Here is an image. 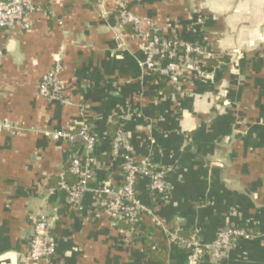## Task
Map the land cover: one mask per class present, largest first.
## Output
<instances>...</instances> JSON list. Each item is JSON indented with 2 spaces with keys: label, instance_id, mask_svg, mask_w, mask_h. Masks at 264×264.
Wrapping results in <instances>:
<instances>
[{
  "label": "crops",
  "instance_id": "1",
  "mask_svg": "<svg viewBox=\"0 0 264 264\" xmlns=\"http://www.w3.org/2000/svg\"><path fill=\"white\" fill-rule=\"evenodd\" d=\"M28 30H0V264H26L33 218L46 217L56 240L47 262L34 264H192L172 233H197L211 243L226 227L238 238L220 264H264V0H34ZM122 3L162 35L199 44L216 64L192 75L184 90L140 65L146 59ZM125 46L119 49L118 36ZM60 60L71 105L39 93L42 76ZM83 108V109H82ZM86 114L97 137L98 165L89 188L123 183L119 125L138 161L167 170L166 191L140 196L153 213L133 225L153 238L162 259L151 260L88 190L75 204L62 180L83 146L52 133ZM186 237V236H185ZM188 237V236H187ZM198 264H216L202 259Z\"/></svg>",
  "mask_w": 264,
  "mask_h": 264
},
{
  "label": "built area",
  "instance_id": "2",
  "mask_svg": "<svg viewBox=\"0 0 264 264\" xmlns=\"http://www.w3.org/2000/svg\"><path fill=\"white\" fill-rule=\"evenodd\" d=\"M38 9L39 6L34 0H0V30L30 29L32 26L31 16ZM120 18L122 23L133 25L135 35L142 41L146 59L140 62V65L149 71L158 73L160 77L173 84L174 96L184 90L188 78H191L193 74L199 78L205 76L211 54L199 44L182 42L177 38L164 36L160 33L159 28L151 24L145 28L144 26L149 21L128 10L123 3ZM117 45L119 49L125 46L120 35L117 39ZM3 56L4 50L0 46V59ZM62 70V62L57 60L53 67L42 76L39 83V93L43 97L71 105V99L63 93ZM81 115L78 130L75 131L74 127H71L52 133L54 139H64L69 142L80 137L83 140L84 148L83 156L73 154L68 160V171L75 177L76 181L71 184L62 180L54 191L59 189L65 191L68 202L75 204L82 199L88 190H91L96 203L109 212L115 221L127 220L134 224L142 216L152 214V208L140 196L139 179L148 180L146 190L150 194H160L165 192L167 188V170L157 168L146 160L138 161L134 155L133 145L125 137L122 128H119L112 140L115 152L123 151L122 186L117 189L105 182L90 189L89 182L98 165V158L95 155L97 137L84 111ZM16 129L11 121L0 120V131L16 132ZM33 222V234L25 258L26 264L47 262L56 252L57 244L49 232L48 219L43 216L35 217ZM156 222L169 235L174 244L189 252V259L192 264H198L202 259L220 264L228 256L238 238L251 236L242 228L230 226L221 230L211 243H202L197 233L185 237L170 232L158 219Z\"/></svg>",
  "mask_w": 264,
  "mask_h": 264
},
{
  "label": "trees",
  "instance_id": "3",
  "mask_svg": "<svg viewBox=\"0 0 264 264\" xmlns=\"http://www.w3.org/2000/svg\"><path fill=\"white\" fill-rule=\"evenodd\" d=\"M210 65L216 64L217 61L208 60ZM89 122L91 123V121L89 120ZM92 124V123H91ZM80 128V125L77 124L76 126H74V130H78ZM120 128L119 125H114V127L111 129L112 132V139L116 133V131ZM70 143L73 145V150L72 152H75L77 150V147L79 146H83V140L80 137H77L75 140L70 141ZM146 179L140 178L139 179V183L144 181ZM76 181V179L71 182L74 183ZM148 182V180H146ZM146 197H158V193H154L153 195L150 194L147 190L145 193ZM118 225L123 227L125 231L128 232V234L134 238H136L137 240L143 241L144 244V252L146 253V255L151 259V260H160L162 259V254L160 252V250L158 249L157 244L154 242L153 238L149 237L150 235L147 233V231H145L144 233H138L135 231L134 225L132 224V222L127 221V220H118L117 221ZM180 235L182 236H190V234L188 232H184V233H180Z\"/></svg>",
  "mask_w": 264,
  "mask_h": 264
},
{
  "label": "water",
  "instance_id": "4",
  "mask_svg": "<svg viewBox=\"0 0 264 264\" xmlns=\"http://www.w3.org/2000/svg\"><path fill=\"white\" fill-rule=\"evenodd\" d=\"M24 260H25V258H24Z\"/></svg>",
  "mask_w": 264,
  "mask_h": 264
}]
</instances>
